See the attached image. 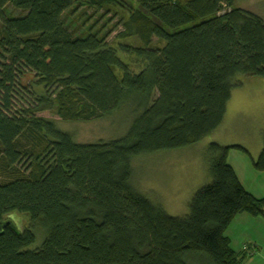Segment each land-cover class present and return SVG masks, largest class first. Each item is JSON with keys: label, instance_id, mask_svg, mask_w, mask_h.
<instances>
[{"label": "trees", "instance_id": "1", "mask_svg": "<svg viewBox=\"0 0 264 264\" xmlns=\"http://www.w3.org/2000/svg\"><path fill=\"white\" fill-rule=\"evenodd\" d=\"M135 3L0 0V264H244L224 236L238 214L264 219V197L226 162L244 148L210 144V182L183 218L133 189L131 162L220 125L236 77L264 78V21L233 0ZM131 38L141 45L121 42ZM123 106L133 112L125 135L93 144L38 115L87 122ZM251 162L264 171V136ZM14 213L27 218L22 230Z\"/></svg>", "mask_w": 264, "mask_h": 264}, {"label": "rangeland", "instance_id": "2", "mask_svg": "<svg viewBox=\"0 0 264 264\" xmlns=\"http://www.w3.org/2000/svg\"><path fill=\"white\" fill-rule=\"evenodd\" d=\"M124 1L136 5L135 0ZM82 9L84 8L76 11L72 16L73 20ZM252 10L264 15V0H252ZM5 11L14 17L24 14L9 6ZM102 12L103 10L99 14ZM90 14L91 11L87 10L86 15ZM96 16H93V19ZM260 18L264 21V16ZM105 20H108L106 28L110 29L114 28L117 17L110 13L106 14L102 21ZM117 31L109 36V41L115 42L114 35ZM121 42L133 46L141 45L136 38ZM152 45L160 46V43L152 38ZM118 57L123 59L120 53ZM235 80L239 86L231 90L222 122L208 136L186 148L140 155L131 162L130 182L133 189L152 205L160 207L168 216L185 217L189 212V203L193 194L210 182L208 176L210 151L208 150L212 143L222 147L236 145L244 148L249 155L236 150L249 165L241 178L245 186L249 188H252V184L263 185L264 188V171L255 170L251 162V159L257 158L263 146L264 78L238 76ZM25 99V97L20 98L19 105L24 104ZM38 115L53 120L55 128L69 135L77 144H93L119 139L125 135L133 118V112L129 106H123L104 118L87 122L60 120L51 112H42ZM230 151L235 150L230 149L228 153ZM13 220L18 230H22L27 222L25 215L17 213L13 214ZM39 235L41 234L36 233L31 248L41 244L43 236L40 238Z\"/></svg>", "mask_w": 264, "mask_h": 264}, {"label": "crops", "instance_id": "3", "mask_svg": "<svg viewBox=\"0 0 264 264\" xmlns=\"http://www.w3.org/2000/svg\"><path fill=\"white\" fill-rule=\"evenodd\" d=\"M233 3L239 9L259 17L264 16L252 10V0H233ZM226 162L248 193L255 198L264 197L263 185L252 184V188L245 186L241 177L244 170H248L249 165L242 155H239L236 150L230 151L226 155ZM224 236L227 237L232 251L245 253L244 264H264V219L262 217H252L245 213L238 214L225 230Z\"/></svg>", "mask_w": 264, "mask_h": 264}]
</instances>
